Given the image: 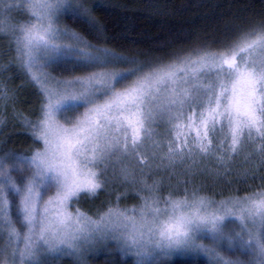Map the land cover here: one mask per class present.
Returning <instances> with one entry per match:
<instances>
[{"label":"snow or ice","instance_id":"1","mask_svg":"<svg viewBox=\"0 0 264 264\" xmlns=\"http://www.w3.org/2000/svg\"><path fill=\"white\" fill-rule=\"evenodd\" d=\"M66 4L11 0L4 11L21 8L27 19L9 16L6 27L0 16V37H10L43 96L40 118L24 121L42 147L30 155L0 153V264H50L103 240L116 241L125 255L136 257L135 264L189 253L238 264L205 247L202 238L214 245L227 240L228 249L222 250L232 249L235 240L254 264H264V191L217 203L187 191V184L182 195L164 196L159 184L141 180L138 207L117 204L96 218L70 210L81 193L95 196L106 187L117 162L137 156L144 162L149 149L153 157L163 153L159 167L212 157L225 173L249 145H259L256 151L264 156V25L217 51H198L146 71L60 30L58 15ZM88 12L81 3L70 15L98 32ZM58 61L98 70L60 81L45 71ZM69 113L79 115L72 119ZM162 124L163 137L157 131ZM120 175L135 179L127 167ZM229 224H238L239 232L226 233Z\"/></svg>","mask_w":264,"mask_h":264},{"label":"rangeland","instance_id":"2","mask_svg":"<svg viewBox=\"0 0 264 264\" xmlns=\"http://www.w3.org/2000/svg\"><path fill=\"white\" fill-rule=\"evenodd\" d=\"M10 3L11 0H2V2H0V16L3 17V22L6 27L11 23V21H9V16H11L12 21H23L27 19L26 14L21 8L13 7L11 12L4 11L8 8ZM81 3H83L85 7L84 0H68V4L64 6L63 10L58 15L57 27L60 30L73 32L64 24V17L70 14L71 10L79 11ZM1 38H5L11 45V57L14 62V64H12L14 70L27 78L26 81L37 90L41 99L39 106L35 109L36 111L33 114V119L29 116V114L33 113V109L31 111L29 106L25 108V110L21 107L23 111L19 110V90L9 89L3 84L4 80H9L12 77L7 75V67L0 65V153L16 152L30 155L38 147H42V145L39 141L34 140L31 130L25 126L24 121L36 122L37 119L40 118L39 114L41 115L43 96L40 91V86L36 85L30 79L29 73L17 59L15 45L12 43L10 37L3 36L0 37V39ZM70 42L71 41L68 40L64 41V43ZM0 59H2V55H0ZM57 65L59 64L56 62L53 66L46 68L45 71L50 77L60 81L84 77L89 75L92 71L98 70L93 69L88 73L66 77L56 74L55 69ZM118 68L123 70V68ZM145 70L147 71V69ZM129 83H131V81H129ZM23 88L25 87H22L21 91H26ZM25 95L26 92L23 96ZM30 98L31 97H27L26 101L30 102ZM82 112L83 108L80 109V113ZM77 115H79V113H69L72 119L76 118ZM27 131L30 134L29 138H22L21 135L23 136V132ZM157 131L161 134V137H163L166 132V126L163 124L160 125ZM257 147H259V145L255 147L249 145L244 153L231 161V169L227 173L221 168L217 160L212 157L201 159L197 156V163L195 164L189 160H185L184 162H177L174 168L159 167V157L163 155V153H158L156 157H153L151 149H149L147 153L148 159L144 162H141L139 156L134 159H124L121 162H117L115 173L111 169L108 172V183L106 187L98 190L95 196L81 193L80 198L70 205V210L74 212L76 208H79L82 212L96 218L98 214L106 212L109 207L116 206L117 204L121 209L138 207L141 203V195L143 194L141 191V180H146L149 185L153 182L159 184L160 193L164 196H167L169 192H173L177 197L182 195L185 191V184H187V191L191 192L195 189L200 195L217 203L229 198L243 197L253 192L264 191V156H261L260 153L256 151ZM122 166L130 170L132 177L135 178L134 181L131 177L125 180L120 175V168ZM141 169H143V173ZM51 194L52 193H50V195ZM117 197H119V200H117ZM12 211L15 217V207H13ZM257 230V228H254L251 231L255 233ZM225 231L226 233L239 232V226L238 224H229ZM245 239H247V237H245ZM200 243L209 249H214L218 252L219 257L223 259L236 261L238 264H254L253 255L243 254L242 250L235 247L237 244L235 240L232 241L234 247L230 250H222L228 249L229 242L227 240L222 241L220 245H214L210 239L202 238ZM230 255L233 256L231 257ZM174 257H196L206 260L209 264H217V258L211 253H189L186 255H174L170 258L161 257L157 261V264H166ZM135 260L136 257L125 255V253L120 250L116 241L103 240L86 245L82 250L78 251L76 255L61 256L59 259L50 262V264H135Z\"/></svg>","mask_w":264,"mask_h":264},{"label":"trees","instance_id":"3","mask_svg":"<svg viewBox=\"0 0 264 264\" xmlns=\"http://www.w3.org/2000/svg\"><path fill=\"white\" fill-rule=\"evenodd\" d=\"M84 1L85 7L89 9L86 18L100 30L92 31L87 23L72 18L70 14L64 17V24L93 47L135 62L129 63L128 67L142 65L147 70L198 51H217L242 32L264 25V0ZM97 4L103 7H93ZM11 54V45L1 38L0 65L6 66L7 75L12 77L4 80L3 84L9 89L19 90V110L29 106L31 111L33 109V113L29 114L33 119L35 109L40 104V94L29 85L23 74L14 70ZM57 64L56 74L66 77L93 70L64 61ZM118 67L124 69L126 66ZM22 87L26 91H21ZM27 97H31L30 102L26 101ZM23 136L28 139L30 134L28 131L23 132ZM166 264L209 263L202 258L174 257Z\"/></svg>","mask_w":264,"mask_h":264}]
</instances>
